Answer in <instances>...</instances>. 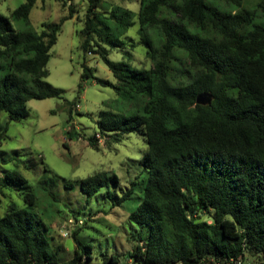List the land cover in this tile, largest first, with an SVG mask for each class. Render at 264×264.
I'll list each match as a JSON object with an SVG mask.
<instances>
[{
    "label": "trees",
    "instance_id": "trees-1",
    "mask_svg": "<svg viewBox=\"0 0 264 264\" xmlns=\"http://www.w3.org/2000/svg\"><path fill=\"white\" fill-rule=\"evenodd\" d=\"M36 1L25 0L10 16L0 13V118L7 117L0 142L12 121L29 116L30 100L64 93L47 80V65L64 21L77 9L70 4L69 14L43 22L38 31L29 21ZM139 1L149 68L109 57L113 48H126L122 36L135 11L117 6L107 16L97 10L102 0H90L80 31L82 79L95 77L88 55H100L116 82L96 80L137 106L132 115L101 110L89 144L99 148L100 138L120 140L131 132L143 133L148 144L140 160L147 173L143 197L129 213L139 227L132 234L137 243L127 261L117 252L102 264H245L252 253L264 264V25L254 22L257 12L243 0H224L238 10L207 0ZM259 8L264 14V0ZM202 91L214 94L210 105L197 103ZM77 105V98L66 100L70 119ZM12 159L16 167L0 161V204L7 190L28 182L22 168L33 167V160ZM119 184V176L107 171L80 180L89 198L105 189L113 206L136 191L133 180L119 195ZM25 200L0 213V264H92L93 246L78 237L79 228L72 233L74 256L61 262L65 246L53 241L50 226L30 208L36 194L26 191Z\"/></svg>",
    "mask_w": 264,
    "mask_h": 264
},
{
    "label": "rangeland",
    "instance_id": "rangeland-1",
    "mask_svg": "<svg viewBox=\"0 0 264 264\" xmlns=\"http://www.w3.org/2000/svg\"><path fill=\"white\" fill-rule=\"evenodd\" d=\"M24 1L0 0V13L10 16ZM207 1L221 10L239 9L224 0ZM259 1L243 0V5L257 12L255 23L264 25ZM66 2L67 7H64ZM89 3L90 0H37L31 11L30 25L41 31L43 22H58L69 14L70 4H74L77 9L72 18L64 21L47 65V80L62 88L63 96L30 100L29 116L23 121H12L8 129L9 137L0 142V161L7 160L6 167L17 166L13 157L33 160L32 169L22 168L28 182L24 187L15 186L7 190L8 194L3 204H0V213L12 201L26 205L25 192L33 191L37 201L30 208L50 226L53 241L65 246L60 254L61 262L74 256L76 243L72 233L79 228L78 237L93 246L91 263L102 264L108 260L109 255L117 252L122 254V261H127L137 243L132 234L139 227L131 222L129 213L143 197L147 173L140 160L148 144L141 132L126 133L120 140L104 136L99 139V148L89 144V138L98 130L97 120L101 110H114L127 115L137 112L133 99L122 97L113 86L96 80L98 77L116 82L112 70L100 55H88V65L93 69L95 77L82 79L84 68L80 31L84 27ZM117 6L128 8L136 14L122 36L127 41L126 48H113L109 57L115 61H130L138 68H149L152 61L147 55L148 47L139 33L137 13L140 1L102 0L97 10L109 16ZM15 25L20 27L23 24L15 22ZM129 54L132 55L131 59ZM173 73L179 76L178 71ZM81 83L84 88L79 92ZM76 98L78 105L70 119L66 100ZM6 118L4 114L1 116L0 125L4 124ZM44 166L49 170H45ZM98 171L119 176L120 184L115 188L119 195L130 187L131 181H136L135 193L121 206H113L112 200L105 195V189L89 198L82 191L80 180ZM69 219L78 223L71 226ZM260 261V256L252 253L248 255L245 264H258Z\"/></svg>",
    "mask_w": 264,
    "mask_h": 264
},
{
    "label": "water",
    "instance_id": "water-1",
    "mask_svg": "<svg viewBox=\"0 0 264 264\" xmlns=\"http://www.w3.org/2000/svg\"><path fill=\"white\" fill-rule=\"evenodd\" d=\"M214 97L215 96L211 91H202L197 95V103L201 105H210Z\"/></svg>",
    "mask_w": 264,
    "mask_h": 264
},
{
    "label": "built area",
    "instance_id": "built-area-1",
    "mask_svg": "<svg viewBox=\"0 0 264 264\" xmlns=\"http://www.w3.org/2000/svg\"><path fill=\"white\" fill-rule=\"evenodd\" d=\"M68 221H69V224L71 226H73L74 224H77L78 223V222L74 221L73 219H69ZM79 223L82 224L83 221L80 220ZM64 235L66 236L67 235V232H65Z\"/></svg>",
    "mask_w": 264,
    "mask_h": 264
}]
</instances>
